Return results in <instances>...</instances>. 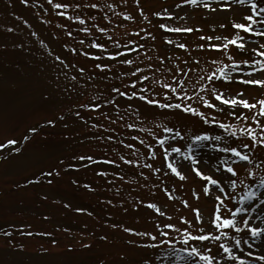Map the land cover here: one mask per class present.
Here are the masks:
<instances>
[{"label":"rangeland","instance_id":"374dc122","mask_svg":"<svg viewBox=\"0 0 264 264\" xmlns=\"http://www.w3.org/2000/svg\"><path fill=\"white\" fill-rule=\"evenodd\" d=\"M62 2L70 7H53ZM205 3L215 11L204 8ZM93 4L97 7H91ZM219 4L220 0H198L197 4L182 0H53L51 5L48 0H28L26 4L21 0H0V264H142L144 260L149 264H186L173 254L185 247L186 228L192 235L211 232L221 237L189 241L190 246L205 254L209 249L220 264H236L227 261L219 245L232 249L237 239L241 243L236 254L248 260L245 264H264L257 259L264 255V234L252 237L242 225L239 233L231 228L216 229L211 223L217 206L213 196L220 193L209 184L212 195L205 197L202 187L207 182L192 171L191 160L171 152L172 147L180 148L185 156L198 161L195 166L201 172L218 180V161H228L237 171L238 176L233 177L237 187L226 189L231 198H224L223 205L230 210L246 208L252 201L241 202L240 197L249 188L256 191L252 210L237 213L236 218L247 216L251 226L264 227L257 219L264 217V196L259 195L264 192V187L259 186V180L264 178V148H243L250 138L241 132L249 125L258 134L264 131L251 119L256 113L259 124L264 125V117L258 115L260 106L252 110L232 107L216 100L211 92L215 88L225 99L236 97L249 103L264 98V87L237 79H264V70L258 63L264 60L259 55L264 51V36L233 27V22L241 21L249 12V6L221 10ZM259 4L264 7V0ZM165 10L171 17L163 14ZM158 12L162 14L154 15ZM77 15L80 20L75 19ZM258 19L264 20V14ZM162 24L165 27H160ZM253 27L259 31L262 25ZM173 28L193 31H171ZM236 35L244 38L238 41L245 44L242 50L228 44ZM180 44L186 47L180 48ZM213 44L228 47H210ZM117 52L120 55H115ZM124 60L132 63L124 64ZM245 60L249 63H243ZM137 68L141 71L136 72ZM220 68L230 79L220 75ZM252 68L258 71L252 72ZM174 75L184 81L183 91L189 99L170 92L165 99L142 91H168L161 85L168 82L175 86ZM141 76L148 79L141 80ZM154 80L159 83L154 84ZM201 83L205 85L203 89ZM113 89L128 96L135 91L137 96L129 99ZM140 95L190 105L203 117L177 109H159L140 100ZM196 96L205 97L215 107L203 105ZM95 103L101 106L81 107ZM233 112L236 115H231ZM241 113L249 119H238ZM50 120L53 122L48 123ZM221 124L226 127L221 128ZM164 127L173 131L164 132ZM205 134L207 141L191 139ZM216 135L221 136V141L213 139ZM161 137L169 138L163 147L156 143ZM8 140L16 143L9 145ZM224 147H236L249 155L250 162L221 152ZM165 149L169 152L167 161ZM74 155H90L93 160H73ZM169 162L174 166L179 162V170L187 178L181 180L172 174L167 168ZM69 163L75 167L69 168ZM219 167L223 169V165ZM157 168L160 171H155ZM53 169L60 175L41 177V172L47 174ZM247 170L253 175L248 176ZM193 189L199 193V200L193 198ZM149 203H156L160 212L148 208ZM77 208L85 211L77 212ZM197 208L202 217L199 222L193 211ZM220 212L222 218H230L224 206H220ZM113 224L117 227H111ZM167 224L174 227H163ZM120 225L151 232L156 240L125 233ZM6 231L12 235L5 237ZM28 231L50 235L21 234ZM164 232L169 235L165 237ZM105 236L107 239H101ZM19 244L24 248L15 247ZM82 244L90 247L82 248ZM140 244H155L156 248L134 246ZM250 251L253 256L247 255ZM187 264L202 262L194 257Z\"/></svg>","mask_w":264,"mask_h":264},{"label":"snow or ice","instance_id":"6c2138e0","mask_svg":"<svg viewBox=\"0 0 264 264\" xmlns=\"http://www.w3.org/2000/svg\"><path fill=\"white\" fill-rule=\"evenodd\" d=\"M22 3H28V0H21ZM48 3L51 5L53 3V0H48ZM138 3V0H137ZM182 3H188V4H197L198 0H182ZM249 6V12L247 14H245L244 16H242L241 21L238 22H233V27L237 30H243L244 32H252L255 33L256 35H260V36H264V20H260L258 19V17L261 14H264V7H261L259 4V0H220V4L219 7L221 10H231L233 9V6ZM180 5H176V7H179ZM53 7L55 9H60V8H68L70 7V4L68 3H56L53 5ZM76 7H80V5H76ZM91 7L95 8L97 7V5L93 4L91 5ZM204 8L206 9H210L212 11H215V9L211 8V5L209 3H205L203 5ZM141 14L143 15V12L141 10ZM162 13H154V15H161ZM165 15H168L169 17H171V13H168L166 10L163 13ZM61 15H66V13H61ZM128 19H131V16L127 17ZM75 19L80 20L81 18L77 15L75 17ZM81 23H83V21H81ZM256 24H260L262 25V28L257 31L253 26ZM160 27H165V25H160ZM221 27H223V25H221ZM171 31H183V32H191L193 31L192 28H173L170 29ZM83 31H88V29H83ZM100 31H105V29H100ZM69 35H71V33H68ZM146 35H150L149 33H146ZM201 39H204V37H201ZM207 39H212L211 37H208ZM219 39V38H217ZM227 39V38H225ZM244 38L242 36L236 35L233 36L230 40H228V44H234L237 45V47L239 49H243L245 47V44L243 42L238 43V41H243ZM81 43H83V41H81ZM170 43V41H169ZM228 44H213L210 45V47L213 48H224L225 50L228 47ZM95 47H103L102 45L99 44H95ZM142 47V46H140ZM180 48H185L186 46L184 44H180L179 45ZM200 47H204V45H200ZM115 55H120L119 52H117ZM259 55L264 57V51H260ZM57 60L60 59V57H56ZM229 59L231 60L232 57L229 56ZM124 64H131L132 61L130 60H124L123 61ZM235 63H233V67H235ZM243 63L247 64L249 63V61L245 60L243 61ZM252 63H257L256 61H253ZM259 63V69L260 70H264V60H261L258 62ZM96 67H108L107 65H96ZM149 67H151V65H149ZM81 72H83V69H80ZM141 69L137 68L136 72H140ZM177 71H182L181 69L177 68ZM220 75L224 78V79H230V77L224 72V68H220L218 69ZM252 72H256L258 71L257 68H252L251 69ZM133 75H135V73H133ZM184 75H187V73H184ZM215 74H213L214 76ZM141 80H147L148 77L146 76H141L140 77ZM203 79V78H202ZM208 79H212V77H209ZM238 80H240V82L247 84V85H258V86H262L264 87V79H244L243 77H237ZM172 80L176 81L175 86H173L171 83L165 82L161 85V87L163 89H166L168 91H164L162 93H157V92H153L152 89H142V91H147L150 96H160L162 95L165 99H168L169 97V92L172 93L174 96L179 97V96H183L185 100L189 99V97L187 96V94L183 91L184 88V81L182 79H179L178 77H176L175 75L172 76ZM133 83H135V81H133ZM154 84L159 83V81H153ZM205 87V85L203 83L200 84V88L203 89ZM113 91L117 92L118 95L121 96H128V94L125 93H120L118 89H113ZM212 94L215 96L216 100H222L223 104L225 105H230L232 107H236V106H243L246 109L252 110L255 109L257 104H259V110H258V115L264 117V98L260 99L257 102L254 103H249L247 100L244 99H237L236 97L230 98V99H225L223 98L222 94L217 92V90L215 88L211 89ZM195 95V93H194ZM242 95V93H238L237 96ZM137 96V93L134 91L131 93V96H128L129 99H131L132 97ZM139 99L142 101H145L148 105L151 106H156L159 109H177V110H182L185 113H191L193 116H197V117H203V113L200 112L198 109L191 107L190 105H184L180 102H162L159 99H152L149 98V95H140ZM196 99L201 102L203 105L207 106V107H215V105L210 104L209 100L206 99L203 96H196ZM105 103H111V101H105ZM101 105L99 103H95V104H88V105H81V107H91V108H99ZM130 107V106H129ZM80 114L77 113V116H79ZM231 115H236L235 112L231 113ZM244 120L249 119V117L244 116L243 113H241L240 117ZM81 119H83V117H81ZM251 119L253 121H256V124L258 127H261L262 129H264V125H260L259 121L257 120V114L254 113L253 116L251 117ZM53 121H48V123H52ZM206 123H211L212 121H205ZM96 126V125H93ZM127 127L131 128L133 127V125L128 124ZM221 128H225L226 126L224 124L220 125ZM230 127V126H228ZM164 132H168L171 133L173 131L172 128L169 127H164ZM31 131H35V129H31ZM241 132L246 135L247 137L250 138L249 143H244L242 145L243 148H249L250 146L252 148H255L257 146L264 148V131H262L261 133H256L255 129L249 125L245 128L241 129ZM232 135H235V132H232ZM177 136H179V133H177ZM25 139H27V137H25ZM108 139H112V137H109ZM169 139L168 137H161L158 138L156 143L163 147L165 140ZM172 140H175L176 137H171ZM194 141H207L209 139V137L205 134V135H195L192 136L191 138ZM213 139L215 141H221V136L220 135H216L215 137H213ZM16 141L15 140H8L7 144L12 145L15 144ZM141 144H144V141H141ZM0 147H3V145H0ZM128 147H131V145H128ZM192 145L190 144L188 146V150L189 153H191L192 151ZM212 147H217V145H212ZM221 152L223 153H232L235 157H238L239 160L241 162H250V158L249 155L242 153L241 151H239L236 147H224L222 149H220ZM171 152L172 153H178L181 157H183L186 160H191V164H192V171L195 173V175L197 177H200L202 180L206 181L207 183L204 184V186L202 187V192L205 195V197L212 195V191L209 188V184H211L220 194L219 195H215L213 196V199L217 202V206L215 207L214 210V218L211 220V223L215 226L216 229H223V228H231L234 229L237 233L241 232L243 229H247L252 237H258L261 236L262 234H264V227H257V226H251L249 219L247 218V216H241L239 219L236 218V214L237 213H248L249 211L252 210L253 208V204L255 203V200L253 198H256L258 196L256 191L251 190L250 188L245 192V194L240 197V201H252V203H250L246 208L245 207H236L234 208V210H230L227 209L226 205H223V200L224 198H231V194L226 192L227 188L230 189H235L237 187V183H236V179H234L233 177H237V171L236 169L226 160H219L218 161V165H217V172L220 174V179H214L211 176L205 175L203 172H201V170L196 167L195 165H197L198 161L195 159H192L191 155L185 156V154L183 152H181L180 148H176V147H172L171 148ZM149 155H154V153L149 152ZM163 156L164 159L167 161L168 156H169V152L167 149L164 150L163 152ZM73 160H87V161H92L93 157L92 156H73L72 157ZM120 159L123 160V157H120ZM211 159V157H210ZM103 162L106 163H114V161L111 160H105ZM136 161H128V163H135ZM219 165H223V169L221 170V168L219 167ZM69 168L75 167V165L69 163L68 164ZM146 167L148 168H152V165H146ZM167 168L170 169L171 173L174 174L176 177H178L181 180H185L187 177L185 175L182 174V172L179 170V162H176V166H174V164L172 162L167 163ZM155 171H160V169H155ZM103 175V173H101ZM227 174H231L230 176ZM41 177L47 175L49 177L55 175V176H59L60 173L56 172L54 169L52 171H49L47 174L41 172ZM141 176H143V173H140ZM247 175L248 176H252L253 172L251 170H247ZM48 183H51V180L48 181ZM73 183H75V181H73ZM241 183H243V181H241ZM259 186L260 187H264V178H261L259 180ZM85 188H88V185L84 186ZM167 191V190H166ZM193 198L196 200H199V193H197L195 191V189H193L192 192ZM260 196H264V192H261L259 194ZM171 198V197H169ZM183 204L185 206L187 205V201H183ZM220 206H224L226 208V210L230 213V218H222L221 212H220ZM65 207H68V205H65ZM148 208L150 209H154L157 212H160V209L158 208L156 203H149L147 205ZM77 212H81V211H85L84 209H80L77 208L76 209ZM193 211L197 214L196 215V220L197 222H199L202 217L199 215V209H193ZM161 215H163V213H160ZM46 218V217H45ZM258 220L261 221V223H264V217H257ZM181 220H184V217H181ZM241 225L243 226V229L241 227ZM111 227L116 228L117 225L113 224L111 225ZM120 227L123 228V231L125 233H132L138 237L141 236H149L151 237V239L153 241L156 240V236H153L151 232H139L136 231L134 228L131 227H125L124 225H120ZM157 227H160L159 222H157ZM163 227L165 228H173L174 226L172 224H167V225H163ZM22 235H27V236H32L34 234L37 235H50V233H33L31 231H28L26 233H21ZM3 235L5 237H9L12 235L11 232H4ZM163 235L165 237H167L169 234L168 232H164ZM183 238H184V243H185V247L181 248L179 251H174L173 254L175 255L177 261H181L184 260L187 264V262L193 261L194 257H199V261L202 262V264H220V261L217 260L214 256H212L210 254V250L209 249H205V252L209 253V254H205L204 252H202L198 247H193L189 245V241H208V240H219L221 239V237L219 236H213V234L211 232H208L206 234H204L202 232V234L200 235H192V233L186 228L184 230V234H183ZM101 239H107V237H101ZM8 243L11 245L12 241L9 240ZM126 243L132 244L133 242L131 241H126ZM160 243H165V241L161 240ZM168 243H171V241H168ZM241 241L239 239L235 240V248L230 249L229 247L225 246L224 244L219 245V248L221 249V252L223 254L227 255V261L231 262V261H235L236 264H245V261L243 259L242 256H239L236 254V249L239 248ZM244 243H247V240L244 241ZM52 244L55 245L56 241L53 240ZM135 247H150L155 249L156 245L155 244H140V245H134ZM15 247L23 249L24 245L19 244V245H15ZM82 248H87L90 247V245L88 244H82L81 245ZM69 250H71V246H69ZM45 251H47L45 249ZM180 253H186L187 256L186 257H182L180 255ZM248 256H253V253L250 251L247 253ZM123 258V256H122ZM221 259H224L223 256H221ZM258 260L264 261V255L258 256L257 257ZM101 264H103V262H101ZM142 264H149L148 260H144L142 261Z\"/></svg>","mask_w":264,"mask_h":264},{"label":"bare ground","instance_id":"6f19581e","mask_svg":"<svg viewBox=\"0 0 264 264\" xmlns=\"http://www.w3.org/2000/svg\"><path fill=\"white\" fill-rule=\"evenodd\" d=\"M233 9H234V8H233ZM244 261H248V260L244 259Z\"/></svg>","mask_w":264,"mask_h":264}]
</instances>
